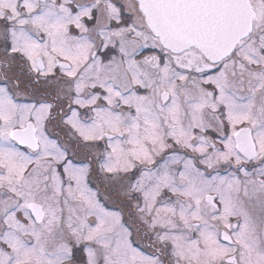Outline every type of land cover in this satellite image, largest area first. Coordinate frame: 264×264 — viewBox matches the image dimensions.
I'll use <instances>...</instances> for the list:
<instances>
[{"label":"snow or ice","instance_id":"6c2138e0","mask_svg":"<svg viewBox=\"0 0 264 264\" xmlns=\"http://www.w3.org/2000/svg\"><path fill=\"white\" fill-rule=\"evenodd\" d=\"M0 264H264V0H0Z\"/></svg>","mask_w":264,"mask_h":264}]
</instances>
